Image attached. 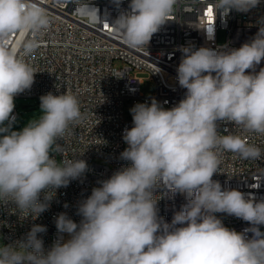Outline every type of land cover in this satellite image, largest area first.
I'll return each mask as SVG.
<instances>
[{"label":"clouds","instance_id":"clouds-1","mask_svg":"<svg viewBox=\"0 0 264 264\" xmlns=\"http://www.w3.org/2000/svg\"><path fill=\"white\" fill-rule=\"evenodd\" d=\"M62 2L73 4L88 22L100 21L91 0ZM112 2L119 8L123 0ZM177 2L130 0L112 26L128 46L147 48ZM212 3L227 17L232 11L248 13L261 0ZM49 23L33 0H0V204H12L33 220L50 208L58 189L82 181L89 171L83 154L56 158L63 152L61 141L86 119L75 94L42 95L39 115L16 129L15 98L31 90L37 73L23 57L34 53L38 42L11 48L8 38L39 33ZM257 27L238 48L180 46L176 80L183 98L170 108L155 98L131 107L132 127L123 130L126 148L119 155L126 163L78 202L79 222L59 213L57 238L48 248L38 235L47 227L33 224L22 239L0 243V264H264V198L213 179L222 153L264 159V148L227 128L264 136V67L257 71L264 62V17ZM207 33L211 39L213 30ZM160 189L185 200L170 222L159 214ZM218 214L249 227H227Z\"/></svg>","mask_w":264,"mask_h":264},{"label":"built area","instance_id":"built-area-1","mask_svg":"<svg viewBox=\"0 0 264 264\" xmlns=\"http://www.w3.org/2000/svg\"><path fill=\"white\" fill-rule=\"evenodd\" d=\"M45 9L50 23L39 33H13L8 38L9 47L17 48L21 41L38 42V48L25 62L35 70V82L30 91L19 94L15 99H35L40 106V97L65 90L75 94L86 119L75 125L62 141L60 159L87 161L89 171L83 180L72 181L60 188L50 208L37 219L25 218L12 204H0V238L5 244L22 239L33 224L47 227V232L38 234L48 248L57 238L54 218L66 212L79 222L76 206L81 199L91 194L98 181L109 178L126 162L119 159L126 148L123 130L132 127V116L128 106L151 102L155 98L164 107L170 108L183 98L185 90L176 80V68L181 59L180 46L217 48L219 31H226L229 48H238L258 31L257 21L264 17V0L248 13L232 11L227 17L217 14L212 0H178L169 21L153 34L147 48L128 46L122 35L112 26L121 10H126L130 0H123L118 8L112 0H91L98 9V22L90 23L77 14L74 5L62 0H33ZM213 30L212 38L208 33ZM116 62L122 66L117 67ZM147 72L156 84L153 97L141 91V73ZM167 101V103H164ZM18 118V113L14 110ZM223 127V126H222ZM230 131L244 135L251 143L264 148V136L244 133L227 125ZM214 180L223 187L234 188L251 195L257 200L264 198V159L241 160L231 153L221 154V164ZM163 198L158 202L159 214L168 222L173 212L185 202L177 194L169 198L166 189L158 190ZM68 207L65 208L64 205ZM225 226L242 231L249 225L235 217L218 214ZM264 231V226L261 227Z\"/></svg>","mask_w":264,"mask_h":264},{"label":"rangeland","instance_id":"rangeland-1","mask_svg":"<svg viewBox=\"0 0 264 264\" xmlns=\"http://www.w3.org/2000/svg\"><path fill=\"white\" fill-rule=\"evenodd\" d=\"M227 33L226 31H219L218 34V41L219 44L224 45L226 43ZM115 65L117 67L122 66L121 62H116ZM260 67H264V62L261 63L260 66H258L257 71ZM140 77H142L143 82L141 85V91L143 95L146 97H153L156 93V84L154 80L149 76L147 72L141 73ZM131 106H128L126 109L127 114H130L129 109ZM18 113V124L16 125V129L19 130L22 128L34 115H39V105L37 104L35 99H15V109ZM0 243L5 244L4 240L0 238Z\"/></svg>","mask_w":264,"mask_h":264}]
</instances>
